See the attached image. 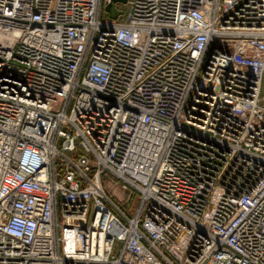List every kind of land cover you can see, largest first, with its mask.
<instances>
[{"label": "built area", "instance_id": "obj_1", "mask_svg": "<svg viewBox=\"0 0 264 264\" xmlns=\"http://www.w3.org/2000/svg\"><path fill=\"white\" fill-rule=\"evenodd\" d=\"M0 0V264H264V0Z\"/></svg>", "mask_w": 264, "mask_h": 264}, {"label": "rangeland", "instance_id": "obj_2", "mask_svg": "<svg viewBox=\"0 0 264 264\" xmlns=\"http://www.w3.org/2000/svg\"><path fill=\"white\" fill-rule=\"evenodd\" d=\"M128 10V3L127 4H116L112 3L111 6H108L107 4H104L102 8V15L101 19L104 18H112L115 19L118 22L124 21V13H126ZM260 105L264 107V84L261 91V100Z\"/></svg>", "mask_w": 264, "mask_h": 264}, {"label": "water", "instance_id": "obj_3", "mask_svg": "<svg viewBox=\"0 0 264 264\" xmlns=\"http://www.w3.org/2000/svg\"><path fill=\"white\" fill-rule=\"evenodd\" d=\"M111 3H116V4H127L128 0H111ZM111 6V5H110Z\"/></svg>", "mask_w": 264, "mask_h": 264}]
</instances>
